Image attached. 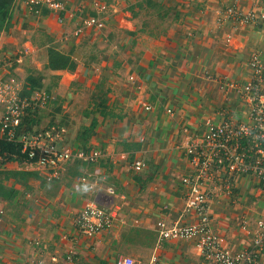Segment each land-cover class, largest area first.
<instances>
[{"label": "crops", "instance_id": "1", "mask_svg": "<svg viewBox=\"0 0 264 264\" xmlns=\"http://www.w3.org/2000/svg\"><path fill=\"white\" fill-rule=\"evenodd\" d=\"M60 1L65 11L44 7L38 14L26 0L13 1L10 33L3 35H24L23 44L20 54L0 44V65L17 75L31 73L27 63L40 52L48 54L43 51L48 38L76 63V72H60L79 96L92 94L99 82L111 83L108 113L95 114L86 127L96 123L88 149L101 151L102 158L70 163L58 178L47 169L14 164L0 169V187L15 193L14 199L0 195V264H117L125 257L137 264H203L193 241L161 240L158 223L171 226L184 209L190 140L204 135L207 122L245 121L249 108L239 89L254 76L253 58L264 64V0ZM230 8L240 19L257 21L230 19ZM89 18L99 19L103 28L79 34ZM38 34L42 40L36 41ZM44 56L49 61L50 54ZM96 62L101 65L93 66ZM136 162L144 165L139 172ZM16 171L33 180H45L41 173L51 177L47 182H56V190L41 181L16 185L10 174ZM235 178L230 194L210 185L209 204L213 227L232 254L251 251L243 223L264 219L257 179ZM88 205L114 215L112 226L91 238L75 225Z\"/></svg>", "mask_w": 264, "mask_h": 264}, {"label": "built area", "instance_id": "2", "mask_svg": "<svg viewBox=\"0 0 264 264\" xmlns=\"http://www.w3.org/2000/svg\"><path fill=\"white\" fill-rule=\"evenodd\" d=\"M27 4L40 13V9L47 8L53 12L66 10L65 4L60 0H26ZM105 8L101 7L100 12ZM230 19L239 17V11L230 8ZM257 21L250 16L241 21L248 23ZM91 27L103 28L99 19L89 18L84 21L83 29L79 34ZM251 67L254 76L239 89L243 101L249 108L245 121L234 122L229 120L222 123L207 122L206 130L202 137H194L186 148L190 175L182 179L185 189L184 209L178 220L171 226L164 222L158 223L159 237L161 240H190L199 248L203 264H264V219H258L253 226L248 221L242 225L243 230L252 237L251 251L237 254L230 253L224 246V239L216 233L213 220L209 211V204L213 198L210 185L221 189V193L230 194L237 185L235 176H251L257 179L259 190L264 196V64L253 58ZM131 81L138 78H130ZM7 83L0 86V99L6 107L5 113L0 117L2 135L9 141L16 140L22 117L26 111L44 107L46 96L31 102L28 98L15 96L18 87ZM21 93V91H20ZM7 97H10L5 101ZM146 110L151 108L145 106ZM51 136L24 134L21 155L27 156L40 170H51L55 178L70 163L82 162L95 164L102 158V152L89 149H72L69 147H55ZM144 168L142 162H136L134 169L139 172ZM84 180V179H82ZM209 184V185H207ZM112 192V191H111ZM114 215L112 212L97 208L93 205L86 206L75 218V225L84 235L91 238L102 230L112 226ZM192 219V221H189ZM189 221V222H188ZM117 264H137L130 257L121 258ZM150 264H158L153 260Z\"/></svg>", "mask_w": 264, "mask_h": 264}, {"label": "rangeland", "instance_id": "3", "mask_svg": "<svg viewBox=\"0 0 264 264\" xmlns=\"http://www.w3.org/2000/svg\"><path fill=\"white\" fill-rule=\"evenodd\" d=\"M16 1V0H15ZM15 3V2H14ZM18 3V1H17ZM13 4L10 10V13L12 12V9L14 7ZM8 21H6L4 28L6 30H3L0 32V44L1 46H8L7 50L9 51H18L22 48V36L19 35V33H12V35H3L4 33H10V30H8L9 24ZM42 34H38L36 36V41L42 40ZM13 38V42H10L8 39ZM43 51H47V53H38L37 55L32 56L30 58V63H27V69L32 68V72L24 73L23 75H17L9 66H4V68L0 65V86L7 84V83H13L12 85L18 87L19 84L20 88L19 91H16L15 96L18 94H26L31 93L32 86L28 83L29 79H35L36 82L38 81V89L39 91L35 92L34 94L27 95L26 98H28V101H33L35 98H41L43 95L46 96V101L44 107L36 108L37 110H32L36 118L35 121V132L39 135H45V133H48L51 136V140L53 141V145L55 147L60 146V148L69 147L74 149V146L77 144L80 145L81 148H89L88 143L86 142V138L88 137L85 130L87 129V124L90 123V121L93 120V116L95 114L99 113H108L105 109L108 103H110V99H108L111 95V83H107L106 81H102L101 83H98V86L96 89L92 92L90 95H84L79 96L77 93V88L74 86L71 80L68 78L66 80H63L64 74L62 72H58L56 70H51L49 68V61L46 60V57L44 55H49V52L53 50L54 41L49 40L48 38L43 41ZM49 45V46H47ZM47 46V47H46ZM1 50V49H0ZM20 54L19 52H17ZM43 54V55H42ZM44 56V60H43ZM46 60V61H45ZM100 66L101 62H96L93 64V66ZM78 67V63H77ZM108 68L107 66L105 69ZM76 72V71H75ZM71 73V72H69ZM24 80V82H23ZM88 83H85V86H80V88H88ZM109 89V90H107ZM21 91V93H20ZM18 93V94H17ZM80 93V92H79ZM88 93V92H87ZM71 95V96H70ZM81 97V98H77ZM10 97H7L5 99L8 100ZM77 98V99H76ZM35 99V103L37 104V101ZM6 107L3 104V100L0 99V117L5 113ZM90 126V125H89ZM2 130L0 129V139H2L4 136L2 135ZM90 141V140H88ZM84 142V143H81ZM80 143V144H79ZM71 170V169H70ZM73 170V169H72ZM69 171L70 173L72 172ZM41 173V172H40ZM8 174V173H7ZM6 174V175H7ZM41 176L44 177L46 180H41L39 178L33 180L30 179V177H21V178H15L16 179V185L23 183L22 180L30 181L31 183H38L41 181L43 184H48V188L52 189L53 191L56 190V182H50L48 183L47 179H50L51 177L45 178V175L41 173ZM22 185V184H21ZM30 185V184H29ZM47 187V186H46ZM50 192V191H48Z\"/></svg>", "mask_w": 264, "mask_h": 264}, {"label": "trees", "instance_id": "4", "mask_svg": "<svg viewBox=\"0 0 264 264\" xmlns=\"http://www.w3.org/2000/svg\"><path fill=\"white\" fill-rule=\"evenodd\" d=\"M14 0H0V32L3 30L4 25L6 21L9 19V14H10V8L13 4ZM50 54V59H49V68L51 70H56V71H69V72H74L76 70V63L67 56L62 55L60 52L56 51L55 49L51 50L49 52ZM29 84L32 86V91L31 93H26L25 95L22 93L21 97L25 98L27 95H32L35 92L39 91L38 89V84L39 82L33 78L29 79L28 81ZM33 111L31 109L26 111V115L22 117V122L19 126L17 135L15 137L16 140L14 141H9L6 136H4L2 139H0V169L4 168L8 164H14L18 165L20 167H33L37 168L36 165L29 161L27 156L21 155V150H22V144L20 142L21 137L24 134H29V135H36L37 133L35 132V121L36 118L34 114H32ZM95 128H96V123H92L91 127L87 128L85 132L87 133L88 137L86 138L85 143H89L88 139L91 138L95 134ZM84 143V142H81ZM83 150L88 151L89 149L87 148H81ZM77 163V162H76ZM79 163V162H78ZM80 164V163H79ZM9 174V173H8ZM7 174V175H8ZM12 177L14 178H25V177H31L28 172H12L10 173ZM10 177L6 176V179H9ZM23 183H20L24 186H27L26 180H22ZM4 186L0 187V195H2L4 198L7 199H14L15 193L13 190H6Z\"/></svg>", "mask_w": 264, "mask_h": 264}, {"label": "clouds", "instance_id": "5", "mask_svg": "<svg viewBox=\"0 0 264 264\" xmlns=\"http://www.w3.org/2000/svg\"><path fill=\"white\" fill-rule=\"evenodd\" d=\"M80 163H82V162H80ZM84 164V163H83Z\"/></svg>", "mask_w": 264, "mask_h": 264}]
</instances>
